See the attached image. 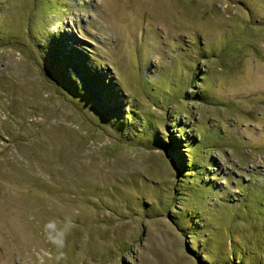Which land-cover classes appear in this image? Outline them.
I'll list each match as a JSON object with an SVG mask.
<instances>
[{
  "label": "rangeland",
  "instance_id": "rangeland-1",
  "mask_svg": "<svg viewBox=\"0 0 264 264\" xmlns=\"http://www.w3.org/2000/svg\"><path fill=\"white\" fill-rule=\"evenodd\" d=\"M0 264H264V0H0Z\"/></svg>",
  "mask_w": 264,
  "mask_h": 264
},
{
  "label": "trees",
  "instance_id": "trees-1",
  "mask_svg": "<svg viewBox=\"0 0 264 264\" xmlns=\"http://www.w3.org/2000/svg\"><path fill=\"white\" fill-rule=\"evenodd\" d=\"M94 80H96V79H94ZM169 140H171V143H173L174 145H175V143H177L175 140L176 139H171V138H169Z\"/></svg>",
  "mask_w": 264,
  "mask_h": 264
}]
</instances>
